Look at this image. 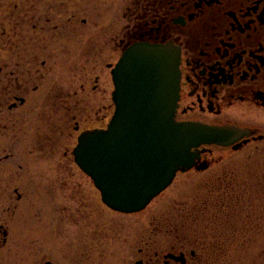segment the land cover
Masks as SVG:
<instances>
[{"label": "rangeland", "instance_id": "374dc122", "mask_svg": "<svg viewBox=\"0 0 264 264\" xmlns=\"http://www.w3.org/2000/svg\"><path fill=\"white\" fill-rule=\"evenodd\" d=\"M152 4V0H0V78L6 84L13 72L24 90L19 93L22 104L11 94L0 96V224L8 231L6 243L0 245V264H42L46 258L53 264H134L141 258L139 247L153 241L166 246L171 240L196 246L195 264H204L199 237L204 229L200 217L207 195L204 185L223 188L230 199L228 221L221 225L228 235L218 242L221 253L212 255L211 263L264 264L255 256L264 238L250 242L239 237L235 225L237 211L248 210L252 196L264 210V179L256 177L260 183L254 190L249 158H243L245 171L237 168L239 158L232 156L205 172H179L148 206L130 214L107 209L72 160L79 132L73 129L75 121L79 130L108 121L110 68L121 53L117 44L129 37L127 31L142 21L145 6ZM75 188L86 197L84 203L71 196ZM62 206L72 208L69 215L64 209L65 221ZM76 212L81 224L94 218L97 227L89 225L92 231L85 227L80 233L69 225Z\"/></svg>", "mask_w": 264, "mask_h": 264}, {"label": "flooded vegetation", "instance_id": "af4514ba", "mask_svg": "<svg viewBox=\"0 0 264 264\" xmlns=\"http://www.w3.org/2000/svg\"><path fill=\"white\" fill-rule=\"evenodd\" d=\"M152 2V8L145 6L140 15L142 21L127 31L129 37L119 40L117 50L122 53L128 45L139 41L173 43L179 46L180 79L176 120L210 126H230L234 129V132L229 133L228 139L231 141L227 144L208 142L192 148L196 154L194 158L199 159L185 173L205 172L224 158L232 156L239 158L236 162L237 168L245 171L247 165L243 158H249L248 174L253 177L251 180L256 181L257 187L254 190L257 189L260 183L257 178L264 179V0H152ZM0 80V87L4 85L2 88L4 91H1L0 96L11 94L12 98L22 104L24 99L19 93L24 90L20 87L18 79L13 76V72L8 76L6 84H3L1 78ZM110 81L112 90L109 106L112 114L114 102L111 72ZM107 123L108 121L102 126L79 130L78 122L75 121L73 129L75 133L79 131V134L88 129L103 128ZM50 137L46 136L48 140ZM203 164L204 169H200ZM92 188L97 192L94 187ZM63 189L65 188L62 187V191ZM203 189L204 195H207L203 196L200 208L204 226L202 234L199 235L203 237L200 256L212 264V255L221 253L218 242L228 235L223 229L225 227L221 225L228 221L226 213L230 199L225 196L223 188L215 189L211 186L208 189V186L204 185ZM71 190L72 197L77 195L81 200L86 198L84 196L82 198L79 188ZM93 194L96 199V193ZM251 194L253 192L249 195ZM240 196V194L237 196L238 203ZM68 200L71 198L68 197ZM249 200L250 207L246 210L248 212L242 209L237 211L236 231L239 237L244 236L250 242L251 239L257 242L258 238H264V210L259 208V201L255 196ZM71 206L59 207L66 217L63 221L68 220L65 210L69 215ZM76 217L77 212L69 220V225L77 227L80 233L82 228L87 227L89 230V225L97 227L94 218L92 222L84 221L81 224ZM247 223L249 228L245 229ZM61 227L60 236L64 233ZM7 235V228L0 224L2 242L0 245L6 243ZM148 244L144 248L139 247L141 258L135 260L134 264H195L196 246L189 242L178 244L177 241L171 240L166 245L168 247L157 245L154 241ZM75 250L74 245V258ZM255 256L264 259V242ZM43 261L42 264H53L50 258ZM253 262L258 264L255 260Z\"/></svg>", "mask_w": 264, "mask_h": 264}, {"label": "water", "instance_id": "95a60500", "mask_svg": "<svg viewBox=\"0 0 264 264\" xmlns=\"http://www.w3.org/2000/svg\"><path fill=\"white\" fill-rule=\"evenodd\" d=\"M179 60L173 43L126 47L111 69L115 109L107 127L81 132L72 149L102 202L115 211L142 210L177 171L195 164L193 147L231 141L230 126L175 120Z\"/></svg>", "mask_w": 264, "mask_h": 264}]
</instances>
